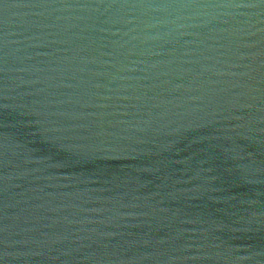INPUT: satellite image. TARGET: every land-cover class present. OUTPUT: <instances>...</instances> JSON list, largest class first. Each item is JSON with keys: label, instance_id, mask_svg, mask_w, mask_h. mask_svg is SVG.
I'll return each mask as SVG.
<instances>
[{"label": "water", "instance_id": "obj_1", "mask_svg": "<svg viewBox=\"0 0 264 264\" xmlns=\"http://www.w3.org/2000/svg\"><path fill=\"white\" fill-rule=\"evenodd\" d=\"M0 264H264V0H0Z\"/></svg>", "mask_w": 264, "mask_h": 264}]
</instances>
